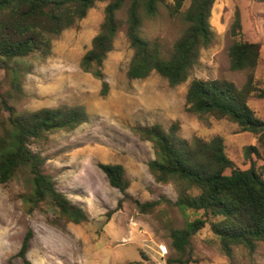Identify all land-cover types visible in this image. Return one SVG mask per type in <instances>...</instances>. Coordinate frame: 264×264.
Listing matches in <instances>:
<instances>
[{
	"label": "rangeland",
	"instance_id": "374dc122",
	"mask_svg": "<svg viewBox=\"0 0 264 264\" xmlns=\"http://www.w3.org/2000/svg\"><path fill=\"white\" fill-rule=\"evenodd\" d=\"M107 5L96 2L83 20L55 37L49 58L42 59L34 52L10 63L22 76L24 96L14 104L18 111L61 104L87 108L88 123L73 131L44 134L32 140L30 148L46 159L45 172L53 176L57 190L81 206L89 221L74 224L64 219L49 195L31 210L25 198L32 190V174L23 166L10 183H0V264H25L19 252L29 233L26 257L31 264H168L177 257L170 248L172 229H182L203 214L180 210L177 186L156 182L148 170V163L156 158L154 145L140 138L137 127L159 123L168 129L178 124L185 140L221 136L238 168L248 169L252 164L245 150L258 146L257 137L226 120L200 118L188 112L186 96L196 78H225L238 87L245 84L248 71L230 68L229 50L236 40L261 45L254 73L264 87V0H216L210 19L214 39L202 50L189 79L177 87H171L157 73L143 80H129L133 50L126 36V12L121 11L118 18L122 26L104 63L109 89L103 95V82L84 72L80 63L100 30ZM189 5L190 0L179 16L171 17L165 3L161 4L155 17L145 18L144 37L159 40L163 51L171 52L187 26ZM238 10L242 31L234 37L232 26ZM3 62L0 60V91L5 92L10 88L11 74ZM250 105L264 121V99L254 98ZM253 160L259 167L263 165L254 155ZM99 164L125 168L130 181L125 199L110 185ZM161 199L164 202L152 213H142L136 204ZM186 258L188 264H264V243H259L254 253L233 247L229 256L207 224L193 236Z\"/></svg>",
	"mask_w": 264,
	"mask_h": 264
},
{
	"label": "trees",
	"instance_id": "16d2710c",
	"mask_svg": "<svg viewBox=\"0 0 264 264\" xmlns=\"http://www.w3.org/2000/svg\"><path fill=\"white\" fill-rule=\"evenodd\" d=\"M98 1L108 2L104 21L80 66L103 82V95L109 89L104 63L122 26L118 18L121 11L126 12V36L133 50L127 71L129 80H143L157 73L171 87H177L189 79L202 50L214 39L210 19L216 0H190L185 12L187 26L168 54L159 40L149 41L144 37V20L155 17L163 3L169 15L177 17L189 0H0V60L11 74L10 88L0 91V183H10L21 167H28L32 190L25 200L31 210L38 208L49 195L60 215L74 224L88 222V214L57 190L55 179L45 172L46 159L35 153L30 143L44 134L73 131L88 123L90 115L83 104L18 111L14 104L24 96L23 82L10 63L34 52L42 59L49 58L55 37L83 20ZM241 31L238 10L232 35L238 37ZM229 57L232 71H248L245 84L238 87L225 78H196L188 88L186 109L200 118L209 116L237 124L241 131L256 136L258 146L245 150L252 163L250 168L236 166L221 136L210 140L194 136L185 140L179 134L178 124L168 129L159 123L135 129L142 140L154 145L156 158L148 163V170L156 182L177 186L176 204L180 210L203 214L182 229H172L170 248L177 257L169 259L168 264H188L186 256L191 240L207 224L222 251L229 256L233 247L241 246L254 253L259 243H264V121L250 105L254 98L264 99V87L254 73L260 62L261 45L236 40ZM253 155L263 162L262 166L257 165ZM99 167L125 199L130 187L125 168L121 164H99ZM124 199L119 202V209ZM163 202L164 199L136 204L142 213H152ZM30 239L31 233L19 252L25 264H31L26 257Z\"/></svg>",
	"mask_w": 264,
	"mask_h": 264
}]
</instances>
